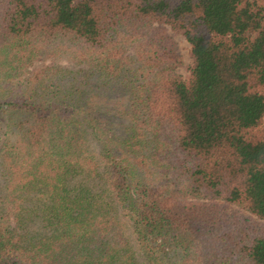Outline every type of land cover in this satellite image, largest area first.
<instances>
[{
	"label": "trees",
	"instance_id": "1",
	"mask_svg": "<svg viewBox=\"0 0 264 264\" xmlns=\"http://www.w3.org/2000/svg\"><path fill=\"white\" fill-rule=\"evenodd\" d=\"M263 116L264 0H0V264H264Z\"/></svg>",
	"mask_w": 264,
	"mask_h": 264
},
{
	"label": "rangeland",
	"instance_id": "2",
	"mask_svg": "<svg viewBox=\"0 0 264 264\" xmlns=\"http://www.w3.org/2000/svg\"><path fill=\"white\" fill-rule=\"evenodd\" d=\"M176 39L178 40L179 47L182 52V63L177 66L176 70L182 73L183 75H186L188 73V65L192 59L189 52L190 44L182 34L176 35ZM61 61H64V59ZM262 125L264 126V116L262 118ZM236 208L238 209V214H240V216L244 217L248 215L250 216V220L253 221V219H255V216L249 215V213L243 207L236 205Z\"/></svg>",
	"mask_w": 264,
	"mask_h": 264
}]
</instances>
